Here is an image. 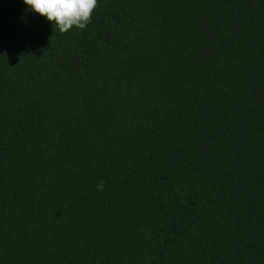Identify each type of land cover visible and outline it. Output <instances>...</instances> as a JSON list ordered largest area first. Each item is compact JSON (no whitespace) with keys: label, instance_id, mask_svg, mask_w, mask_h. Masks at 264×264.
I'll list each match as a JSON object with an SVG mask.
<instances>
[{"label":"trees","instance_id":"obj_1","mask_svg":"<svg viewBox=\"0 0 264 264\" xmlns=\"http://www.w3.org/2000/svg\"><path fill=\"white\" fill-rule=\"evenodd\" d=\"M0 264H264V0H0Z\"/></svg>","mask_w":264,"mask_h":264},{"label":"clouds","instance_id":"obj_2","mask_svg":"<svg viewBox=\"0 0 264 264\" xmlns=\"http://www.w3.org/2000/svg\"><path fill=\"white\" fill-rule=\"evenodd\" d=\"M27 10L38 14L60 33L73 28L84 29L90 22L97 0H23ZM104 189L103 181L97 183V190Z\"/></svg>","mask_w":264,"mask_h":264}]
</instances>
